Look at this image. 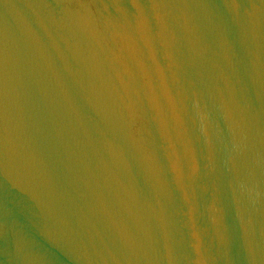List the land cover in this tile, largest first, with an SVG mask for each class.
<instances>
[{
	"label": "water",
	"instance_id": "obj_1",
	"mask_svg": "<svg viewBox=\"0 0 264 264\" xmlns=\"http://www.w3.org/2000/svg\"><path fill=\"white\" fill-rule=\"evenodd\" d=\"M0 264H264V0H0Z\"/></svg>",
	"mask_w": 264,
	"mask_h": 264
}]
</instances>
